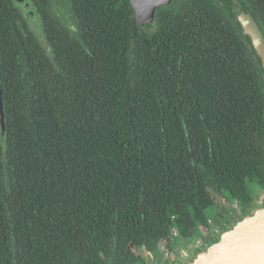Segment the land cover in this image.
<instances>
[{
  "label": "trees",
  "instance_id": "obj_1",
  "mask_svg": "<svg viewBox=\"0 0 264 264\" xmlns=\"http://www.w3.org/2000/svg\"><path fill=\"white\" fill-rule=\"evenodd\" d=\"M16 1L0 0V264H149L138 248L231 228L220 195L258 208L264 71L236 10L264 36V0H173L143 27L129 0H66L73 23L26 0L44 42Z\"/></svg>",
  "mask_w": 264,
  "mask_h": 264
},
{
  "label": "water",
  "instance_id": "obj_2",
  "mask_svg": "<svg viewBox=\"0 0 264 264\" xmlns=\"http://www.w3.org/2000/svg\"><path fill=\"white\" fill-rule=\"evenodd\" d=\"M129 2L136 22L144 26L146 23H154L157 6L166 5L171 0H129ZM236 18L242 33L250 38L264 71V36L261 29L247 12L240 11L236 14ZM183 264H264V205L242 215L231 228L219 234L217 241L198 244L196 251L189 255Z\"/></svg>",
  "mask_w": 264,
  "mask_h": 264
},
{
  "label": "rangeland",
  "instance_id": "obj_3",
  "mask_svg": "<svg viewBox=\"0 0 264 264\" xmlns=\"http://www.w3.org/2000/svg\"><path fill=\"white\" fill-rule=\"evenodd\" d=\"M66 0H48L49 2V8L50 11H52L53 15H56V17H60L62 16V22L63 23H73V20L71 19V15H68L65 17V10H69V7L67 6V4L65 3ZM17 5L20 7L21 11H23L24 14H27V27L32 30L33 34L40 39V41L42 40L43 42L45 41V33L42 30V23L43 20L40 18V15L36 12L35 7L33 5L30 4L29 1L26 0H22V1H16ZM65 17V18H64ZM61 18V17H60ZM67 21V22H66ZM248 187L250 188V190L252 191L253 195L256 197L258 196V186L254 183V182H247ZM259 197V196H258ZM219 203L220 206L224 207V209H230V210H236L237 207L234 206V204L236 202H234L231 199H225L224 195H220L219 196ZM264 201V200H263ZM259 206V205H257ZM211 214L213 215V210L210 211ZM217 229L219 230V232L221 233V229L219 226H216ZM205 233V232H203ZM203 233L201 232L200 228L197 230V235L200 237H205L203 236ZM207 234V233H205ZM182 242H184L183 240H180ZM201 243V242H199ZM185 244V242H184ZM189 242L187 244H185L186 247H188L189 249ZM140 249V250H139ZM144 247H140L138 248V252L143 253ZM178 254V255H177ZM188 255L190 253H187V251L184 249V253L183 255ZM180 255H182L179 251L177 253H175V251H172L170 253V259L168 258H164L163 255H161L160 257H156L154 262H158L161 260H166L167 264H181V262H179V257ZM182 255V256H183ZM191 255V254H190ZM188 257V256H187Z\"/></svg>",
  "mask_w": 264,
  "mask_h": 264
},
{
  "label": "flooded vegetation",
  "instance_id": "obj_4",
  "mask_svg": "<svg viewBox=\"0 0 264 264\" xmlns=\"http://www.w3.org/2000/svg\"><path fill=\"white\" fill-rule=\"evenodd\" d=\"M172 1L173 0H171V2L170 3H168V4H166V5H159V6H157L156 7V9H155V15H154V17H156V15H157V11L159 10V9H162V8H165V7H167L168 5H170L171 3H172ZM236 2H237V0H236ZM235 2V3H236ZM236 12L237 13H239L240 12V10H236ZM155 21V20H154ZM147 24V23H146ZM145 24V25H146ZM144 25V26H145ZM143 27V26H142ZM260 191V190H259ZM259 199H258V201H257V204L259 205V206H257V207H260L261 205H263V203H264V194L260 191L259 193ZM235 207H237V205L235 206ZM252 210H255V209H252ZM252 210H250V211H252ZM249 211V212H250ZM246 213H248V212H246ZM246 213H240V211H239V209H238V207H237V209L236 210H230L229 209V214H230V216H235V215H240V217L242 216V215H244V214H246ZM223 226H227L226 224L225 225H223ZM201 228V227H200ZM203 236H205V238H207V236H208V233L207 234H204L203 233ZM201 237V236H200ZM202 238H204V237H202ZM202 240H201V238H199V240L196 242V244H191V245H189V249H188V251H187V253H190V254H193L194 253V250H196V248L198 247V244H201V243H199V242H201ZM203 242V241H202ZM190 254H186L185 256L183 255V253H182V255H180V257H179V262H184V260L187 258V256H189Z\"/></svg>",
  "mask_w": 264,
  "mask_h": 264
},
{
  "label": "crops",
  "instance_id": "obj_5",
  "mask_svg": "<svg viewBox=\"0 0 264 264\" xmlns=\"http://www.w3.org/2000/svg\"><path fill=\"white\" fill-rule=\"evenodd\" d=\"M184 249L186 251H188V247L185 246L184 242L178 240L177 248L175 249V253H177L179 251L182 254V253H184ZM144 250L145 251L143 253L139 252L141 254V256L144 257L150 264H155V262H154L155 258L158 257V256L160 257L161 255H163L162 253L165 250V248L164 247L159 248L158 253H154V254H151L145 248H144Z\"/></svg>",
  "mask_w": 264,
  "mask_h": 264
},
{
  "label": "built area",
  "instance_id": "obj_6",
  "mask_svg": "<svg viewBox=\"0 0 264 264\" xmlns=\"http://www.w3.org/2000/svg\"><path fill=\"white\" fill-rule=\"evenodd\" d=\"M234 206H236V203L234 204ZM207 224H208V226H207V225H202V226H201L200 230H201L202 233H203V232L208 233V232L211 231V230H212L215 234H219V233H220L219 230L217 229V227H215V226L213 225V220L209 219ZM205 233H204V234H205ZM172 236H173V237L177 236V231L172 230ZM162 254H163V257H164V258H168V259L170 258V253H169V251L164 250ZM170 260H171V259H170ZM155 264H167V263H166V260L164 259V260H161V261L156 262Z\"/></svg>",
  "mask_w": 264,
  "mask_h": 264
}]
</instances>
